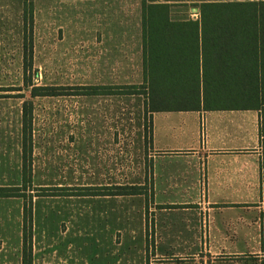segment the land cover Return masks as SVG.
<instances>
[{"label":"crops","instance_id":"crops-1","mask_svg":"<svg viewBox=\"0 0 264 264\" xmlns=\"http://www.w3.org/2000/svg\"><path fill=\"white\" fill-rule=\"evenodd\" d=\"M31 2L32 65L37 33L44 32L47 49L75 46L86 49L91 56L97 74L94 79L99 82L68 87L142 83L141 0ZM184 3H170L171 20L187 19L171 18V7ZM23 5L24 0H0L3 80H23ZM59 96L107 97L114 103L109 108L115 114V118L107 120L58 125L48 133L43 162L47 176L94 177L87 184L58 183L52 187L78 191L51 195L60 198V208L54 213L57 220L52 222L57 224L59 234L68 236L71 225H75L76 236L72 232L69 238L77 237L82 231L79 226L83 229L86 225L83 208L86 201H92V219L88 223L95 243L106 249L108 264H264V106L261 110L153 111L148 114L150 135L146 142L143 95L43 97ZM128 100L136 102L126 103ZM120 111L123 114L116 119ZM11 124L9 121L1 126L6 130L0 132L5 135L0 141L5 146L9 145L5 139L10 135L15 138L16 158L13 156L11 167L13 174L21 177V122L14 132L9 130ZM67 127L72 130H64ZM135 152L139 154L141 178L136 186L142 187L141 193H79L89 187L102 191L124 185L111 182L110 177L121 170L132 174ZM34 175L32 161L31 181ZM33 203L32 200V264L38 257L42 262L43 256L45 264H66L72 246L69 242L63 253L54 250L51 255L47 251L43 255L36 250L38 227ZM45 213L43 224L50 222L49 211ZM21 229V198H0V240L18 237V264ZM49 240L46 247L57 249L55 238Z\"/></svg>","mask_w":264,"mask_h":264},{"label":"trees","instance_id":"trees-1","mask_svg":"<svg viewBox=\"0 0 264 264\" xmlns=\"http://www.w3.org/2000/svg\"><path fill=\"white\" fill-rule=\"evenodd\" d=\"M191 1L198 19L171 20L172 3ZM23 85L30 95L141 94L144 97L145 137L148 114L169 110L259 109L264 106V0H141L143 81L130 85L78 87L37 86L27 72L32 67V2L23 5ZM21 97V96H20ZM32 102L21 106V183L0 186V198L22 199L21 264H32L31 185ZM262 131V120H261ZM37 195L77 194L69 188L40 187ZM83 190V191H82ZM80 194L131 195L136 185H117ZM81 191V192H80Z\"/></svg>","mask_w":264,"mask_h":264},{"label":"rangeland","instance_id":"rangeland-1","mask_svg":"<svg viewBox=\"0 0 264 264\" xmlns=\"http://www.w3.org/2000/svg\"><path fill=\"white\" fill-rule=\"evenodd\" d=\"M194 8H198V6L195 7L194 3L189 1L184 4H174L171 7V18H193L192 15L194 13L198 17V13ZM45 40V33L38 32L33 53V65L27 72V78L30 79V83L37 86H76L97 84L99 82V80L94 79L97 74L95 75L94 67L91 63V56L88 55L87 52L85 53V51H87L86 49L84 50L79 47L69 46L66 48H53L51 51L45 47ZM18 94L21 97L14 96ZM26 100L32 102L31 128L33 132V153L31 158L35 167V175L32 177L31 185L25 191V195H28V193L34 195L32 200L34 201L35 220L36 226L38 227L35 231L36 250L43 255L45 253L44 251H47L49 254L54 250L63 253L66 251V246L69 242L72 246L68 251L70 257L67 258L66 264H108L109 257L106 256V249L105 247H99L95 243L91 223H88L92 219V201H86V206L83 208L86 225H83V229L79 226V230L82 231H79L77 233L78 236L72 240L69 237L72 232H74L76 236L77 231L75 225H71V228L73 229L68 236H63L58 233L57 224L52 223L57 220L56 214L54 213L60 208V198L51 196L57 195L54 190H52V193L48 192L42 195H37L39 191L37 189H40V187L52 189V187L58 183L67 186L80 184V182H84L85 184L93 182L92 180H94V177L89 176H83L80 178L76 175L69 176L65 174L64 176L52 177L45 174L43 162L46 142L50 139L48 133L56 130L57 128H55V126L72 125L73 122L80 120H107L115 118L114 111H112L113 108H109L114 106V103L107 97H32L30 95V88L23 85L22 78L20 80L0 79V132L6 130L2 129L1 126L9 121L13 123L9 130L13 132L16 131L17 123L21 122L22 102ZM135 102V100L131 102L128 100L126 103ZM117 103L118 105H123L122 102ZM122 114L121 111L116 112V119H119ZM59 122H62V124H59ZM64 130L70 131L72 128L67 127L64 128ZM10 136L8 139H5L9 142V145L3 146L0 141V186H7L6 184L19 180L21 182V177H16V174H13L14 170L11 167L13 156L16 158V152L14 153L13 151V144H15L16 141L12 135ZM14 136L16 137V132L14 133ZM4 137L5 135L3 133L0 134V140ZM6 152L9 153L7 156H5ZM135 156L136 157L132 161V167L134 166L132 174L122 170L118 171L116 175L110 177L111 182L124 185L131 183H135L134 185H136V183L140 182L139 154L135 152ZM65 164H68V162L66 161ZM45 211H49V216L47 215L49 220L47 221L50 222L43 224L41 222L44 221L43 217L46 215ZM80 211L81 209L79 208V212ZM45 226H48L49 229H45ZM54 238L57 242V249H55L56 247H46V241H50L49 239ZM20 241L21 238L19 239V242ZM17 243L18 237L16 235H12L8 240H0V264H18L17 255L19 247ZM42 260L44 262H41L40 257H38L36 264H45L44 256ZM56 264L60 263L58 262Z\"/></svg>","mask_w":264,"mask_h":264},{"label":"built area","instance_id":"built-area-1","mask_svg":"<svg viewBox=\"0 0 264 264\" xmlns=\"http://www.w3.org/2000/svg\"><path fill=\"white\" fill-rule=\"evenodd\" d=\"M192 16H193V18H196L197 17V15L195 13Z\"/></svg>","mask_w":264,"mask_h":264},{"label":"water","instance_id":"water-1","mask_svg":"<svg viewBox=\"0 0 264 264\" xmlns=\"http://www.w3.org/2000/svg\"><path fill=\"white\" fill-rule=\"evenodd\" d=\"M197 11V8H194Z\"/></svg>","mask_w":264,"mask_h":264}]
</instances>
